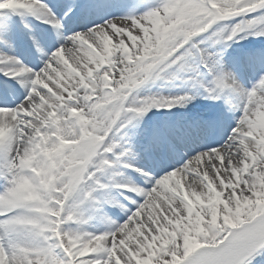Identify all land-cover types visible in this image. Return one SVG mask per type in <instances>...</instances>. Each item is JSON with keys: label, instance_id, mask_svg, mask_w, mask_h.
<instances>
[{"label": "snow or ice", "instance_id": "obj_1", "mask_svg": "<svg viewBox=\"0 0 264 264\" xmlns=\"http://www.w3.org/2000/svg\"><path fill=\"white\" fill-rule=\"evenodd\" d=\"M0 264H264V0H0Z\"/></svg>", "mask_w": 264, "mask_h": 264}, {"label": "rangeland", "instance_id": "obj_2", "mask_svg": "<svg viewBox=\"0 0 264 264\" xmlns=\"http://www.w3.org/2000/svg\"><path fill=\"white\" fill-rule=\"evenodd\" d=\"M190 179V178H189Z\"/></svg>", "mask_w": 264, "mask_h": 264}]
</instances>
